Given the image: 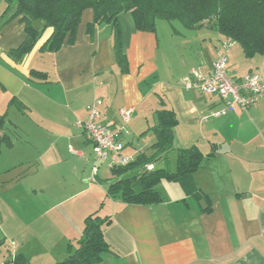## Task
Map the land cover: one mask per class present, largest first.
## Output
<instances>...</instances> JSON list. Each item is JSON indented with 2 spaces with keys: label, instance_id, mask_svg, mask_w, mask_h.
Wrapping results in <instances>:
<instances>
[{
  "label": "crops",
  "instance_id": "1",
  "mask_svg": "<svg viewBox=\"0 0 264 264\" xmlns=\"http://www.w3.org/2000/svg\"><path fill=\"white\" fill-rule=\"evenodd\" d=\"M7 8L5 0H0V115L7 114L9 119L14 109L21 113L11 106L17 99L28 113L41 119L37 127L46 135L50 150L57 149L64 136L73 140L79 151L69 145L76 157L71 168L81 173V178L85 174V180L92 184L102 180V168L97 172L93 168V145L77 125L87 119L88 107L97 100L103 103V122L115 121L120 127V111L129 108L135 109L129 123L134 129L146 120L145 126L140 125V132L146 134L139 150L127 140L131 136L129 125L121 139L125 153L136 159L141 153L151 154L156 137L149 130L157 122L151 125L149 119H154L161 101L174 111L178 121L172 151L177 155L176 150L196 145L205 156L214 153V157L204 160L194 174L198 189L208 200L187 196L179 183L164 181L168 183L162 189L166 201L130 205L107 197L111 176L105 178V186H93L99 190L97 200L84 198L82 208L63 215L57 209L68 201L93 194L83 179L78 184L82 189L70 197L50 183L33 187L27 194L28 205L22 208L23 227L28 230L16 231V239L11 237L17 242L16 250L0 253V264L13 263L19 255L26 264L61 262L67 257V245L80 238L84 218L102 204L101 215L113 222L104 231L113 253L103 256L100 264H264V99L247 110L234 105L226 114L214 116L225 109L220 98L185 91L181 86L192 70L203 74L211 71L221 40L226 39L214 26L204 24L200 31L208 33L202 36L189 34L195 29L187 27L186 32L174 30L171 35L165 30V39H161L159 21L156 33H144L135 29L131 14L122 15V50L129 63V73L124 75L116 63L111 27L98 25L89 34L88 25L94 19L91 9L82 12L73 46L65 43L55 53L41 50L52 33L47 29L31 53L21 61L13 60L7 54L23 43L26 33L20 18H12L14 9ZM232 46L229 75L237 80L255 74L264 82V55L246 58L238 43ZM32 70L46 74L47 80L31 78ZM158 163L166 166L167 161L148 165L154 169L159 168ZM39 173L38 169L31 171ZM208 208L209 212L203 211ZM47 216L49 222L45 221ZM5 234L6 240L10 238ZM6 240L0 241V246L6 245Z\"/></svg>",
  "mask_w": 264,
  "mask_h": 264
},
{
  "label": "trees",
  "instance_id": "2",
  "mask_svg": "<svg viewBox=\"0 0 264 264\" xmlns=\"http://www.w3.org/2000/svg\"><path fill=\"white\" fill-rule=\"evenodd\" d=\"M7 11L14 9L12 18H20L26 37L22 44L9 50L13 60H23L35 48L47 29L50 37L41 47L46 53L60 52L65 43H76L77 31L82 12L91 9L93 22L88 32L93 34L98 25H109L114 39L116 63L122 74L129 73V63L123 49V28L120 18L131 14L135 29L144 33H156L158 21H179L188 29L201 28L205 22L214 21L217 33L242 47L246 58L264 55V0H5ZM31 78L46 81L47 75L31 71ZM23 114L28 108L17 99L11 102ZM161 108L154 112L157 124L149 131L155 134V143L150 147L151 154L141 153L136 161L126 167L111 170L113 179L108 180L109 198H120L124 203L153 205L166 201L159 186L164 182L179 183L187 196L194 199H207L198 189L194 174L201 169L202 162L214 157L205 156L196 145L177 151L176 169H146L155 165L174 150V129L178 121L173 110L167 109L163 101ZM7 114L0 115V157L2 149L13 147L11 137L5 132L9 120ZM166 167V166H165ZM103 205V204H102ZM85 218L81 236L67 245V257L57 264H100L103 256L113 253L105 239L112 218L102 216L103 206ZM209 212L210 208L203 209ZM12 264H26L21 255Z\"/></svg>",
  "mask_w": 264,
  "mask_h": 264
},
{
  "label": "rangeland",
  "instance_id": "3",
  "mask_svg": "<svg viewBox=\"0 0 264 264\" xmlns=\"http://www.w3.org/2000/svg\"><path fill=\"white\" fill-rule=\"evenodd\" d=\"M159 23L161 24V27L159 29L158 36H160L161 39H165V30L171 32L170 35L174 34V30L186 32V27L179 21H159ZM204 24L207 26H214V21L210 20ZM207 33L208 31H200L199 28L191 30V33L189 34L202 36L206 35ZM21 113L14 109L13 113L9 116L8 120L18 127L16 128L10 123L7 125V130L5 132H7V134L11 137L13 141V147L7 148L5 146L2 149L0 157V241L6 240L4 236L5 233V235L10 236V238L6 240V245L0 246V253L10 252L12 254L16 250L15 247L17 243L16 240H12V238L16 239L14 234H16V231L20 233H26L28 230L25 229V226L23 227L22 221L25 209L22 208L25 205H28L29 197L27 194H29L28 192L30 189L33 187H38L44 183H50L51 185L53 184L56 189L60 188V191L64 189L66 191V197H70L73 193H75V191L82 189V187H79L78 184H80L79 179H83V185L85 184L84 186H88V189L92 190L91 192L93 194L77 197L71 201H68L65 205L57 209V212H61L63 215H65V212L70 215L71 212L77 211L84 206L82 203L85 200L84 198L93 197L95 200H97L99 197V190L93 186H105V184H107V180H105V178H111V176H113L111 170L106 167L107 165L101 164L98 166L99 168H102L100 172V178H102V180L100 183L92 184L91 182L86 181L85 179H87V177L85 174L84 177L81 178V173H75L71 168L74 165L73 161L76 157H74L75 155H71L72 153L70 152L69 145H72L76 151H79L78 146L73 143L74 141H68L66 136H64L65 138L63 137L57 142L58 148L50 150L48 144L46 143L48 142L46 135L39 131L41 128L37 127V124L41 123L39 116L28 113V111L25 112L24 115ZM153 122H156L155 117L154 119H149V123L151 125ZM141 124L142 126H145L146 120L140 122V125ZM140 125L138 128L135 126V129L132 127L133 124L128 126L131 136H128L127 140H130L133 143L135 151L139 150L145 144V141L142 140V137H144L146 133L140 132ZM132 128L134 131H132ZM146 129L149 130V128H145L144 131H146ZM90 152V155L93 157L94 155H92L91 148ZM176 159V152L170 151L167 155L166 167L160 163L157 165L159 168H167L171 171H175ZM35 169L40 170L38 175L31 174V171ZM7 170H12V172L8 174L4 173ZM48 170L49 175L47 176ZM166 184L168 183H162L159 186L161 191L166 186ZM162 192L165 196L167 195L164 191ZM9 208H11L12 211L8 210ZM99 208L96 211H98ZM48 220L49 217L47 216L45 221L49 222ZM11 222H13L14 225H12ZM63 224L64 220L62 221L61 225Z\"/></svg>",
  "mask_w": 264,
  "mask_h": 264
},
{
  "label": "built area",
  "instance_id": "4",
  "mask_svg": "<svg viewBox=\"0 0 264 264\" xmlns=\"http://www.w3.org/2000/svg\"><path fill=\"white\" fill-rule=\"evenodd\" d=\"M232 44L233 42L230 40H221L212 69L208 74L192 70L182 79L181 86L185 91L215 95L224 102L225 109L214 113V116L226 114V110H230L234 105L239 106L242 110H247L264 99V82L258 75L248 74L236 80L227 72ZM102 105L100 100L92 102L88 107L87 119L77 123L78 127L84 130L88 142L93 145L95 172L98 171V166L101 164H106L112 170L129 166L136 161L135 155L125 153V146L121 141L123 134L128 133L126 127L129 125L135 109L129 108L120 111L122 125L118 127L115 121L103 122ZM146 169L151 171L153 167L147 165Z\"/></svg>",
  "mask_w": 264,
  "mask_h": 264
}]
</instances>
